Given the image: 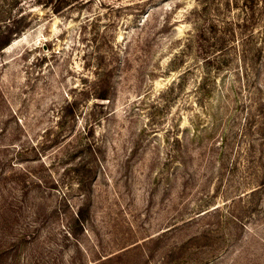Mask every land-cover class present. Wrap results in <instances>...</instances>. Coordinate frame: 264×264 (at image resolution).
Listing matches in <instances>:
<instances>
[{"label": "rangeland", "instance_id": "rangeland-1", "mask_svg": "<svg viewBox=\"0 0 264 264\" xmlns=\"http://www.w3.org/2000/svg\"><path fill=\"white\" fill-rule=\"evenodd\" d=\"M7 26L0 264H264V0H0Z\"/></svg>", "mask_w": 264, "mask_h": 264}, {"label": "trees", "instance_id": "trees-1", "mask_svg": "<svg viewBox=\"0 0 264 264\" xmlns=\"http://www.w3.org/2000/svg\"><path fill=\"white\" fill-rule=\"evenodd\" d=\"M47 3H50V5H52L53 3L57 4V5H60V4H63V3H68V1H71V0H45ZM18 22V21H17ZM8 28H6V30H3L1 35H0V50L2 48H4L6 45H8L11 41V39L14 37V35H16L17 33L20 32V27L17 26V27H9L7 26ZM99 80V79H98ZM102 83V85L104 84L102 80H100ZM99 81V82H100ZM101 86V85H100ZM100 86H98V90H96V97L97 98H100V99H108L109 97V90L107 88H99ZM69 108V110L71 109V113L74 112V108L73 106H67ZM91 181L89 182H86L85 180H81L79 182V187L81 188V190L83 191V189L85 190L86 187H88V183L90 184ZM88 191V194H89V198L91 197V190L89 188ZM84 206V207H83ZM88 207V204H84L82 205L78 212L76 213V222L77 223H84L85 221V214H84V211H85V208Z\"/></svg>", "mask_w": 264, "mask_h": 264}]
</instances>
